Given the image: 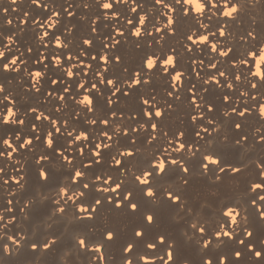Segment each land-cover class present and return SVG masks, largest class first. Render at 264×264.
<instances>
[{
    "label": "snow or ice",
    "instance_id": "6c2138e0",
    "mask_svg": "<svg viewBox=\"0 0 264 264\" xmlns=\"http://www.w3.org/2000/svg\"><path fill=\"white\" fill-rule=\"evenodd\" d=\"M21 2L0 7V74H16L0 81V264L25 249L38 253L28 264H73V254L79 264H264V74L254 71L264 0H202L201 13L188 0H154L167 18L159 27L149 14L141 24L138 0H30L50 14L15 17L34 26L23 51L27 27L2 30ZM81 7L96 14L63 19ZM226 181L239 195L222 191ZM185 247L195 258H177Z\"/></svg>",
    "mask_w": 264,
    "mask_h": 264
},
{
    "label": "bare ground",
    "instance_id": "6f19581e",
    "mask_svg": "<svg viewBox=\"0 0 264 264\" xmlns=\"http://www.w3.org/2000/svg\"><path fill=\"white\" fill-rule=\"evenodd\" d=\"M7 2L8 0H0V7H4V6H7ZM45 2H47V0H45ZM74 3H79L80 0H73ZM138 2H142L144 4V9L143 11L145 12H148L149 14V17H150V25L151 23H157V26H161L162 23H165L166 22V17H160L159 16V13L162 9V6H159L157 5L156 6V11L155 12H152L150 11V9L153 7L154 5V0H138ZM30 7L32 9L35 10V12H40L43 16L47 17V15L50 14V11H43L41 12L40 9L36 8L34 5H31L30 3V0H22V2L20 3V10L19 11H14L12 8H9V12L6 14V16L8 18H13L14 19V24L11 25V26H4L2 28V30L5 32V34H11L12 31H15L16 30V27L17 25H19L20 28H25L27 27L28 31H26L25 33H22L21 34V37H20V40H21V43L19 45H17V47L20 48L21 51L24 50V48L27 46V43L28 42H31V40H34L35 39V34H33V32L31 31V29L34 27L32 24H31V20H29V24L27 26L25 25H22L19 23L18 20H15V17L19 16L21 18H24L23 17V14L25 11H28L30 9ZM124 10V15H136V14H128L127 12V8L128 6L127 5H122L121 6ZM77 11V17L76 18H68L66 16V14L63 16V19L65 21H72V22H77L78 19H79V16L84 14V15H88L89 17V20L96 14V11L97 9L95 7H93V9L89 10V9H84L83 7L79 8V9H76ZM100 11H111V10H100ZM143 14V13H142ZM111 15V14H110ZM124 15H121L120 16V19H121V24L123 23V21L125 20V16ZM254 15H256L258 17V20L259 18L264 15V13H254ZM158 16V17H157ZM155 17H157V19L155 20ZM165 20V21H164ZM244 20H245V26H247V24L250 22L249 21V18L247 15L244 16ZM107 23V22H106ZM0 24H2V21H0ZM123 31V29H121ZM40 31H43L42 29H36V33L38 34ZM50 32L52 30H49ZM75 32V42L76 43H79V38L81 35H83V33L79 30V28H77L76 30H74ZM223 39V38H221ZM161 43L163 44L164 42L161 41ZM169 43L171 44H175L176 42L175 41H171L169 40ZM11 47V46H10ZM165 47H167V45H165ZM148 51L150 52L151 49H148ZM13 54H18L16 52V49L15 47H13V50L12 52H10L8 54V57L10 58L11 55ZM47 54V53H45ZM26 55H29L26 53ZM131 55L134 57V58H138L140 55H142V53H139L137 52L135 49H132L131 50ZM199 55V54H198ZM205 56H207V54L205 53ZM205 62H207V60H205ZM201 75H203V73H201ZM16 76L15 73H2L0 74V81H7V80H10V79H13L14 77ZM27 80V78H25ZM163 81L162 80H158V84L159 85H163ZM12 87H16L17 89H19L20 85L18 82L14 83L12 85ZM48 87V83L45 82L44 84V88L47 89ZM161 94H162V90H161ZM160 96H157V99H159ZM21 102H24L23 99L21 100ZM33 102H43V97L42 95H37L34 97L33 99ZM48 107H52L53 105L52 104H48L47 105ZM172 118L175 120L178 118V120H185L186 117L183 115L182 112L180 111H177L175 113L172 114ZM15 127L16 126H6L3 130L5 132H8V131H14L15 130ZM35 135V133L33 134ZM106 139V138H105ZM126 139L127 138H123L122 139V143L123 142H126ZM61 140V143L63 142V139L60 138ZM260 150V145L257 144V148L253 151V153H251L250 155H256ZM13 187L15 186L14 182H13ZM197 188L200 187V184L198 183L196 185ZM222 191L227 194V195H239L238 192H233L232 191V184L231 182H227L226 181V184L224 186V188L222 189ZM28 193H26L25 195H27ZM5 198H6V193L4 192L3 189H0V207H3L5 206ZM19 210V206H17V211ZM10 215V214H8ZM6 219H7V215H6ZM4 222H0V224H3ZM173 229L177 228L178 226H171ZM16 229L12 228L10 226L9 228V232L11 233L12 231H15ZM261 234L259 231H258V235ZM224 246H222L223 248ZM151 254V253H150ZM0 255H2V253H0ZM111 255L115 256V258L117 260H119V257H120V253L118 250H113L111 252ZM184 255H191L193 256V258H195V250L194 249H191V248H181L178 250V254H177V258L178 259H181ZM38 256V253L37 252H32L31 250H28V249H25L24 251L20 252V253H16V254H13L11 256H6L4 257V260H3V264H28V262L32 261L33 259H35L36 257ZM42 260L48 262L52 259V257L50 255H45L43 257H41ZM70 260L73 261V264H79L80 260L84 259L83 256L81 257H77L75 254H73L70 258ZM157 264H163V262H157Z\"/></svg>",
    "mask_w": 264,
    "mask_h": 264
},
{
    "label": "clouds",
    "instance_id": "9594fccd",
    "mask_svg": "<svg viewBox=\"0 0 264 264\" xmlns=\"http://www.w3.org/2000/svg\"><path fill=\"white\" fill-rule=\"evenodd\" d=\"M188 4L190 5V6H192V7H194V9H195V11L197 12V13H201L202 11H203V9H204V4H203V2H202V0H188ZM150 11H154V9H150ZM165 11H166V9H165ZM236 11V9L235 8H232V7H226L225 8V15H232L234 12ZM256 13H259V9H256ZM148 13H143L142 15H141V24H143V22H144V16L145 15H147ZM39 19V18H38ZM171 19H172V16H171V12L169 11L168 12V22L170 23L171 22ZM136 31H139V29H137ZM207 37L206 36H202L201 37V39H206ZM8 40H9V44H11L12 43V38L11 37H9L8 38ZM59 42V41H58ZM214 46V45H213ZM4 54V49L3 48H0V56H2ZM15 58H13V60H14ZM172 62V58L170 57L169 58V60H168V63H171ZM56 63L58 64L59 63V60H57L56 61ZM149 66H151L153 63H154V61H152V60H149ZM254 71L256 72V73H258V74H264V55H261V57L256 61V67L254 68ZM69 75H71V70L69 69ZM178 75L179 74H177V78H178ZM37 76H39V72H37ZM83 100H84V102L85 103H88L89 102V98L87 97V96H85V97H83L82 98ZM262 110H264V109H262ZM13 112H12V110L10 109L9 111H8V114H7V118L6 119H12L13 118ZM119 125H117L116 126V128H117V131L119 130ZM81 135H84L83 133H81ZM50 136H51V133H49V139H48V143L49 144H51V139H50ZM9 139H10V137H9ZM78 139H79V137H78ZM9 155H11V154H9ZM160 166H161V168H163V162L161 161V163H160ZM78 175H79V173H77ZM144 179H145V181L147 180V177H144ZM73 195H79V190H77V192L76 193H74ZM232 220H233V222H235V220H236V216H232ZM193 223L195 224L196 222L195 221H193ZM5 235V233L3 232V226L2 225H0V238H3V236ZM10 235V234H9ZM10 239H11V237H10ZM5 247H6V249L8 248V245L6 244L5 245ZM65 264H67V261H65Z\"/></svg>",
    "mask_w": 264,
    "mask_h": 264
}]
</instances>
